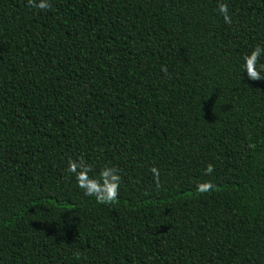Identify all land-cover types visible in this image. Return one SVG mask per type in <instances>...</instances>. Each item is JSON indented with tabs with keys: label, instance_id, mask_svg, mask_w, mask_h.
Returning a JSON list of instances; mask_svg holds the SVG:
<instances>
[{
	"label": "trees",
	"instance_id": "obj_1",
	"mask_svg": "<svg viewBox=\"0 0 264 264\" xmlns=\"http://www.w3.org/2000/svg\"><path fill=\"white\" fill-rule=\"evenodd\" d=\"M257 45L264 0H0V264H264Z\"/></svg>",
	"mask_w": 264,
	"mask_h": 264
},
{
	"label": "clouds",
	"instance_id": "obj_2",
	"mask_svg": "<svg viewBox=\"0 0 264 264\" xmlns=\"http://www.w3.org/2000/svg\"><path fill=\"white\" fill-rule=\"evenodd\" d=\"M30 5L38 9H47L49 0H29ZM219 11L223 14L225 23L231 22L228 15V7L226 4L219 6ZM264 57V45H257L249 50L241 59L240 72L246 74L249 80H264V63L261 62ZM162 72L167 73V68L162 67ZM67 171L71 173L75 179L76 187L81 189L83 195L95 197L99 203H111L118 199V192L121 184V176L116 167L104 165L98 171L94 172L92 165L83 158L67 161ZM153 180L159 186L160 170L156 167L150 168ZM212 166L209 165L204 174L210 175ZM213 187L211 181H205L196 185L198 192H207Z\"/></svg>",
	"mask_w": 264,
	"mask_h": 264
}]
</instances>
